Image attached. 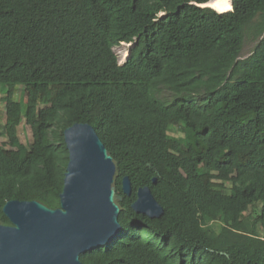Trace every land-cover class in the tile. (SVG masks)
<instances>
[{
  "label": "trees",
  "instance_id": "trees-1",
  "mask_svg": "<svg viewBox=\"0 0 264 264\" xmlns=\"http://www.w3.org/2000/svg\"><path fill=\"white\" fill-rule=\"evenodd\" d=\"M209 1L0 0V225L8 201L59 207L62 132L88 124L115 165L120 231L82 264H264V0ZM142 187L159 218L132 210Z\"/></svg>",
  "mask_w": 264,
  "mask_h": 264
},
{
  "label": "water",
  "instance_id": "water-1",
  "mask_svg": "<svg viewBox=\"0 0 264 264\" xmlns=\"http://www.w3.org/2000/svg\"><path fill=\"white\" fill-rule=\"evenodd\" d=\"M62 137L68 162L59 207L6 202L2 213L11 226L0 225V264H82L81 255L105 246L120 231L115 165L103 143L88 124L67 127ZM121 191L131 194L127 177ZM131 208L149 218L163 212L147 187L137 190Z\"/></svg>",
  "mask_w": 264,
  "mask_h": 264
},
{
  "label": "rangeland",
  "instance_id": "rangeland-1",
  "mask_svg": "<svg viewBox=\"0 0 264 264\" xmlns=\"http://www.w3.org/2000/svg\"><path fill=\"white\" fill-rule=\"evenodd\" d=\"M229 3V0H228ZM226 11V10H225ZM249 32V31H248ZM131 44H119L118 46L114 47L113 52L116 55V58L118 60V63L123 64L124 61L126 60L127 56L129 55V48H130ZM254 46V43L251 41L250 36L248 35V33H246L245 35V42L242 48V52H241V57L245 58L249 55V53L251 52L252 48ZM122 61V62H121ZM170 94H168L167 92H165L163 94V98L165 99H170ZM2 94L0 93V146L4 145L5 143H7V139L4 137L3 131H2V125L4 124V120H5V115H4V103H3V99H2ZM24 100V95L21 92V87H16L14 95H13V100L14 101H18V100ZM20 134H19V138L20 141L23 143H29L31 141V132L28 126H26L25 124H21L20 126ZM179 136V134H175Z\"/></svg>",
  "mask_w": 264,
  "mask_h": 264
},
{
  "label": "bare ground",
  "instance_id": "bare-ground-1",
  "mask_svg": "<svg viewBox=\"0 0 264 264\" xmlns=\"http://www.w3.org/2000/svg\"><path fill=\"white\" fill-rule=\"evenodd\" d=\"M206 6H209V7L211 6L215 8L216 10H218L219 12H225V10L229 11L231 9L230 0H229V3H228V0H210L206 4Z\"/></svg>",
  "mask_w": 264,
  "mask_h": 264
},
{
  "label": "clouds",
  "instance_id": "clouds-1",
  "mask_svg": "<svg viewBox=\"0 0 264 264\" xmlns=\"http://www.w3.org/2000/svg\"><path fill=\"white\" fill-rule=\"evenodd\" d=\"M207 4V3H206ZM206 4H204V5H201V7H204ZM230 4H231V0H230ZM208 8H210V7H208ZM212 9V8H211ZM214 10V9H213ZM215 11V10H214ZM218 13H220V12H218ZM122 44V43H121ZM125 44V43H124ZM128 44H131V46H130V48L129 49H131V47L133 46V43H128ZM130 51V50H129ZM128 53H130V52H128ZM118 61V60H117ZM119 65H122V64H120V63H118Z\"/></svg>",
  "mask_w": 264,
  "mask_h": 264
}]
</instances>
